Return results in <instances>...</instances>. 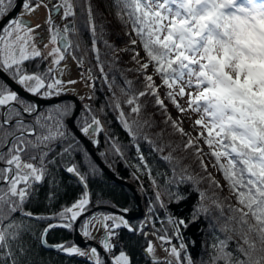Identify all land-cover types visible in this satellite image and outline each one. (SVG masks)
Masks as SVG:
<instances>
[{"label":"snow or ice","instance_id":"1","mask_svg":"<svg viewBox=\"0 0 264 264\" xmlns=\"http://www.w3.org/2000/svg\"><path fill=\"white\" fill-rule=\"evenodd\" d=\"M94 155L134 169L141 219L110 199ZM192 198L186 217L172 210ZM201 220L194 255L186 232ZM49 252L264 264V0H0V264Z\"/></svg>","mask_w":264,"mask_h":264},{"label":"trees","instance_id":"2","mask_svg":"<svg viewBox=\"0 0 264 264\" xmlns=\"http://www.w3.org/2000/svg\"><path fill=\"white\" fill-rule=\"evenodd\" d=\"M85 39H87V36H85ZM90 43V42H89ZM124 59L127 60L128 56L125 54ZM98 95H100L98 93ZM103 100V96L100 95V100L96 102V105L99 106V103ZM149 111H153V109H149ZM156 119L159 121L162 119V117L157 116ZM102 120H105V125L109 129L110 133H114L115 135L119 136L120 140L124 144H128V137L126 134L120 129L119 125L116 123V121L112 118V115L109 114V116L105 119L102 117ZM111 121V124H108L107 121ZM160 127H163V125H160ZM155 131H159V128L154 129ZM171 132V129H167L165 133L166 139H171L173 141L179 142L180 137L179 136H168V133ZM101 144L99 151H103L106 147L104 143V136L101 134L100 137ZM144 147V146H142ZM95 151H97L95 149ZM127 156L130 161L135 162L132 160V158L135 156V149L129 148L127 150ZM79 159V157H77ZM100 160L103 162V160L100 158ZM108 162L112 163L113 169L111 170L117 177L126 180L130 183H132L136 190L138 191L139 183L138 181L134 180L131 173L134 171V169L128 168L125 166V164L119 160V158H114L111 155L108 156ZM104 163V162H103ZM105 165V163H104ZM144 180L145 186L148 185V180L146 177H142ZM104 181L106 185V189L110 194V199L117 204L119 207H130L132 211L137 209V202L134 197V194L124 185L114 182L105 172H104ZM151 194V193H149ZM141 197L143 209H145L147 205V200L145 198ZM194 202V198L190 199L189 202L182 203L180 206L171 205L172 210L177 214L181 216H187L191 211V205ZM144 215V214H143ZM143 217V216H142ZM141 217V218H142ZM141 218L133 219L131 221L135 222ZM159 226V225H158ZM201 228H207L206 222L203 220L197 222V224L191 225L190 228L186 232V236L190 237L191 239L196 240V247L192 249L193 254L197 255L201 251V241L204 239V233L200 231ZM69 235L67 233H59V234H53L50 237V243H56L61 239H69ZM42 255H45L46 257H50V264H61V262L65 261V258L62 256H57L54 252L49 253H42ZM67 264H80L79 261H71L67 262Z\"/></svg>","mask_w":264,"mask_h":264},{"label":"water","instance_id":"3","mask_svg":"<svg viewBox=\"0 0 264 264\" xmlns=\"http://www.w3.org/2000/svg\"><path fill=\"white\" fill-rule=\"evenodd\" d=\"M65 99L67 100H74L75 97L74 96H71L69 95L68 97H65ZM93 152L95 153V149H93ZM93 158L96 160V163L100 165L101 168L104 169V172L116 183H119V184H122L124 186H126L133 194H134V197L136 199V202H137V209L134 210V211H131L128 215H129V218L131 220L133 219H138V218H141L144 214V209H143V205H142V201H141V197L140 195L138 194V191L136 190L135 186L126 181V180H123L119 177H117L111 170H109L106 165H104V163L100 160V158L96 155L93 156ZM77 239H79L77 237Z\"/></svg>","mask_w":264,"mask_h":264},{"label":"rangeland","instance_id":"4","mask_svg":"<svg viewBox=\"0 0 264 264\" xmlns=\"http://www.w3.org/2000/svg\"><path fill=\"white\" fill-rule=\"evenodd\" d=\"M44 17H45V12L43 9H41L36 14H34L33 17H30V19H32L33 22L35 23V22H39V21L43 20ZM69 64L72 68V78H77L78 71L76 69L75 64L71 60H69ZM76 87L80 91L81 94H83L86 91V89L83 87V85H77ZM160 254L162 255L163 253L161 252Z\"/></svg>","mask_w":264,"mask_h":264}]
</instances>
